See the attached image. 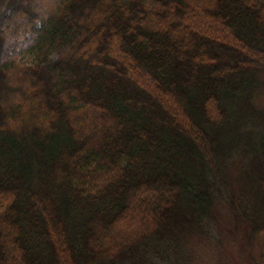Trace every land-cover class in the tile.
<instances>
[{
    "label": "trees",
    "instance_id": "16d2710c",
    "mask_svg": "<svg viewBox=\"0 0 264 264\" xmlns=\"http://www.w3.org/2000/svg\"><path fill=\"white\" fill-rule=\"evenodd\" d=\"M263 93L264 0H0V264L155 260L220 199L264 232Z\"/></svg>",
    "mask_w": 264,
    "mask_h": 264
},
{
    "label": "rangeland",
    "instance_id": "374dc122",
    "mask_svg": "<svg viewBox=\"0 0 264 264\" xmlns=\"http://www.w3.org/2000/svg\"><path fill=\"white\" fill-rule=\"evenodd\" d=\"M259 102L264 105V93ZM228 171L233 187H239L240 163L234 164ZM234 197L238 207L257 217L249 197ZM256 205L261 207L258 203ZM258 224L264 230V218ZM253 227L254 224L247 218L240 217L237 221L227 203L220 199L210 218L208 231L183 234L164 257L148 258L138 264H264V232L253 234Z\"/></svg>",
    "mask_w": 264,
    "mask_h": 264
}]
</instances>
